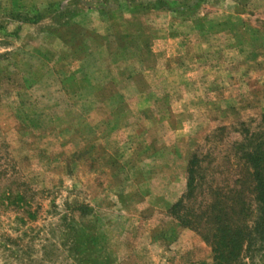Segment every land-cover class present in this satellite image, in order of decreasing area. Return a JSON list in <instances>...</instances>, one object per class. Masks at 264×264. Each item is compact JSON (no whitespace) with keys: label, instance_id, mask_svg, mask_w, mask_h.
<instances>
[{"label":"rangeland","instance_id":"374dc122","mask_svg":"<svg viewBox=\"0 0 264 264\" xmlns=\"http://www.w3.org/2000/svg\"><path fill=\"white\" fill-rule=\"evenodd\" d=\"M263 115L264 0H0V264H212L168 210Z\"/></svg>","mask_w":264,"mask_h":264},{"label":"trees","instance_id":"16d2710c","mask_svg":"<svg viewBox=\"0 0 264 264\" xmlns=\"http://www.w3.org/2000/svg\"><path fill=\"white\" fill-rule=\"evenodd\" d=\"M261 120L259 132L236 146L246 175L234 180L233 190L222 194L210 188L211 201L191 206L201 188L198 158L192 155L184 194L168 210L180 227L209 247L212 264H264V115ZM244 194L249 203L242 200Z\"/></svg>","mask_w":264,"mask_h":264}]
</instances>
